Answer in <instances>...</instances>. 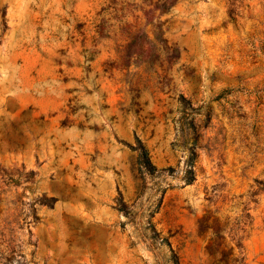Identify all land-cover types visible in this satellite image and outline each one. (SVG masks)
Listing matches in <instances>:
<instances>
[{"label":"rangeland","instance_id":"1","mask_svg":"<svg viewBox=\"0 0 264 264\" xmlns=\"http://www.w3.org/2000/svg\"><path fill=\"white\" fill-rule=\"evenodd\" d=\"M0 264H264V0H0Z\"/></svg>","mask_w":264,"mask_h":264},{"label":"trees","instance_id":"2","mask_svg":"<svg viewBox=\"0 0 264 264\" xmlns=\"http://www.w3.org/2000/svg\"><path fill=\"white\" fill-rule=\"evenodd\" d=\"M139 142H140L139 148H140V156L142 158V163L148 170L154 171L156 169V166L153 165L152 161L150 160V153L148 148L140 139ZM46 201H48V198H44V200H42V202L44 203H47Z\"/></svg>","mask_w":264,"mask_h":264}]
</instances>
